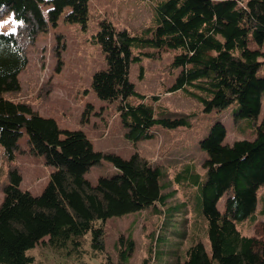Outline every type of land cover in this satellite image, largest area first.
Instances as JSON below:
<instances>
[{
	"label": "trees",
	"instance_id": "obj_1",
	"mask_svg": "<svg viewBox=\"0 0 264 264\" xmlns=\"http://www.w3.org/2000/svg\"><path fill=\"white\" fill-rule=\"evenodd\" d=\"M39 1L0 0V11H10L20 25L31 21L32 27L39 18ZM154 1L153 25L141 32L116 30L105 19L100 22L92 40L100 45L106 68L94 72L91 88L99 99L118 103L127 137L134 141L151 138L155 124L168 129L190 126L184 118H156L144 96L136 94L128 78L129 66L142 56L154 58L173 51L169 68L178 73L166 92L185 91L205 113L236 104L234 118L254 126V138L224 143L226 127L217 120L199 142L206 155L201 165L204 178L189 165L174 178L177 185L194 189L209 251L195 237L186 250L172 253L167 264H264V221L255 219L257 191L264 185V114L257 122L264 101V74H256L264 68V0ZM48 2L53 27L66 9L71 23L86 27L89 0ZM26 64L18 35L0 31V146L7 160H14L25 131L30 152L53 168L39 195L22 190L21 175L9 170L0 203V264H33L27 252L44 239L53 250L80 255L86 234L91 251L102 253L109 219L149 208L159 214L186 208L184 204L167 208L173 194L165 193L162 170L138 154L123 159L94 151L82 130H61L55 119L4 98V93L20 89L18 75ZM133 95L141 100L136 105L128 101ZM102 161L117 172L91 184L85 174ZM247 219L255 225L251 236L237 229L238 222ZM153 241L142 264H152ZM132 246L131 236L119 237L118 264L128 263Z\"/></svg>",
	"mask_w": 264,
	"mask_h": 264
},
{
	"label": "rangeland",
	"instance_id": "obj_2",
	"mask_svg": "<svg viewBox=\"0 0 264 264\" xmlns=\"http://www.w3.org/2000/svg\"><path fill=\"white\" fill-rule=\"evenodd\" d=\"M48 1L40 0L37 3L39 18L32 21V27L31 21L26 23L27 26L20 25L10 11H0V31L16 33L27 56V64L18 75L20 89L4 93V98L25 103L40 116L55 119L61 130H82L94 151L112 153L123 159L138 154L162 170L165 193L173 194L167 208L183 204L186 208L167 214H159L149 208L109 219L105 225V248L102 253L94 254L91 251L89 234L81 239L83 252L80 255L53 250L44 239L27 252L33 256V264H118L116 243L119 237L126 240L128 236H131L133 246L127 264H142L147 258L152 239V264H167L172 253L186 250L195 237L201 239L208 252L204 224L194 202V189L192 186L177 185L175 175L189 165L204 178L201 165L206 155L199 142L208 134L213 122L220 120L224 123V143L227 144L253 139L254 126L234 118L236 104L222 112L205 113L202 105L185 91L166 92L178 73L177 69L169 68L174 54L169 51L159 57L142 56L139 61L131 62L128 78L136 94L144 96V102L152 107L156 118H184L190 126L168 129L155 124L150 129L151 138L137 141L128 138V130L117 109L118 103L99 99L91 88L94 72L106 68L101 47L92 38L104 19L116 30L127 29L131 33L141 32L153 25L152 8L155 1L89 0L84 29L67 19L68 9L53 27ZM136 53L137 50L133 48L132 55ZM256 74L262 76L264 68H259ZM154 96L158 97V101H152ZM128 101L136 105L141 100L133 95ZM263 114L264 101L257 122ZM11 169H16L21 175V189L33 195L42 192L53 171L51 166L45 164L43 157L30 152L25 131L18 140L14 160L8 161L0 146V203ZM116 172L113 165L102 161L92 166L85 177L95 184L99 177L111 176ZM224 199L219 200V209L223 208ZM165 208L162 209L165 211ZM255 219L259 223L264 221V185L257 191ZM237 229L245 236L255 234L251 219L238 222Z\"/></svg>",
	"mask_w": 264,
	"mask_h": 264
}]
</instances>
